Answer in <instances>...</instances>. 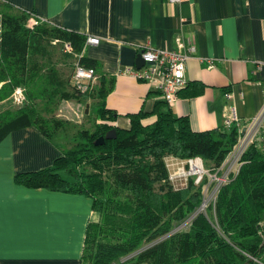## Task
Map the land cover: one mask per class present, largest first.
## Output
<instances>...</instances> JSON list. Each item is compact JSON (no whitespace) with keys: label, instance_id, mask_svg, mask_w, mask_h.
I'll return each mask as SVG.
<instances>
[{"label":"trees","instance_id":"16d2710c","mask_svg":"<svg viewBox=\"0 0 264 264\" xmlns=\"http://www.w3.org/2000/svg\"><path fill=\"white\" fill-rule=\"evenodd\" d=\"M30 18L36 22L32 27ZM85 42L83 35L0 0V104L15 106L17 89L24 98L19 107L0 112V142L28 127L53 141L71 125L54 115L62 101H95L98 118L91 129L76 131L70 148L58 147L61 156L50 167L15 174L13 182L91 200L81 264H264V142L244 152L238 173L208 208L210 217L199 214L186 230L171 233L199 207L203 186L189 180L174 191L165 158L200 157L217 168L236 146L238 130L222 125L194 132L188 119L175 116L165 102L156 103L150 114H130L129 128H118L115 112L105 105L111 79L100 75L94 87L80 92L57 68L53 46L69 43L77 62L97 75L98 63L82 55ZM187 85L181 91L185 97L203 92L200 82ZM148 116L155 121L143 125ZM112 132L115 137L105 139ZM100 138L103 143L95 145ZM146 244L151 245L143 248Z\"/></svg>","mask_w":264,"mask_h":264},{"label":"crops","instance_id":"0c3cea01","mask_svg":"<svg viewBox=\"0 0 264 264\" xmlns=\"http://www.w3.org/2000/svg\"><path fill=\"white\" fill-rule=\"evenodd\" d=\"M7 2L41 22L99 39L97 45L84 44L82 55L98 63V78L112 80L105 105L115 112L120 129L129 128L130 114H150L156 103L164 102L146 84L122 72L136 68L142 49L172 51L178 42L196 48L186 64V79L187 84L200 82L204 89L194 97L181 92L176 104L167 106L175 116L186 117L194 132L221 127L233 112L245 124L263 108L264 0ZM206 60L213 62L212 68ZM91 101L70 100L74 114L59 110L56 117L81 125L79 112L83 106L90 109ZM154 121L155 116H148L142 124ZM58 147L63 148L34 127L14 130L0 142V264H81L91 200L13 182L15 174L50 167L61 156Z\"/></svg>","mask_w":264,"mask_h":264},{"label":"built area","instance_id":"2783aa9c","mask_svg":"<svg viewBox=\"0 0 264 264\" xmlns=\"http://www.w3.org/2000/svg\"><path fill=\"white\" fill-rule=\"evenodd\" d=\"M169 4H180L184 0H166ZM36 24L34 18H30L29 27ZM58 43L55 41L53 44ZM98 38L89 37L85 45H97ZM61 50L66 55L73 56L76 61L73 67L72 83L76 90L85 92L98 83V77L92 69L83 67L77 62L78 56L74 54L69 43H62ZM196 54L194 46H185L183 42H178L176 49L172 51L154 49L146 47L139 53L144 62L143 67L136 69H125L122 74H128L139 82L146 84L150 89L157 92L163 101L172 107L178 101L179 93L186 87V64L190 58ZM210 68L213 62L206 60ZM230 98V95H227ZM23 91L17 89L12 101L15 105L22 104ZM223 126L227 129L236 127L238 130V140L236 146L228 153L224 161L217 168L207 167L200 157L181 160L174 157H167L164 160L168 173V181L174 191L186 188L189 180L195 186H203L202 202L188 218L181 222L171 233L182 231L188 228L190 222L199 214L206 216L210 206L214 208L216 196L219 189L238 173L242 165L241 157L247 148L254 142H264V104L262 110L248 120L245 124L232 113L231 117L224 118ZM244 129V133H242Z\"/></svg>","mask_w":264,"mask_h":264},{"label":"rangeland","instance_id":"374dc122","mask_svg":"<svg viewBox=\"0 0 264 264\" xmlns=\"http://www.w3.org/2000/svg\"><path fill=\"white\" fill-rule=\"evenodd\" d=\"M54 51V58L57 62V68L59 69V72L61 74V76L65 79L70 78L72 79L73 77V69H72V63H73V59H66L63 57V52L61 50V48L56 45L53 46ZM92 105L90 106V109L88 108V106H83L82 107V111L79 112V118L81 119V125L77 124H73L70 125L66 130L61 131L58 135H56L54 137V140H56L58 143H60L64 148H70L72 146V138L73 136L76 134V131L82 128H86V129H91L93 124L97 121V107L96 104L93 103V101L90 102ZM73 103L72 102H68V101H62L58 104L54 115L56 116L57 112L60 110L61 112L65 111L66 113H70L71 112L74 114L73 112ZM20 105H12L9 102H5L4 104L0 105V112L5 110V109H14L16 107H19ZM60 115H62V113H60ZM64 120V119H62ZM69 124H72L69 122ZM208 167H211V164L207 162ZM198 209V208H197ZM213 215V212H212ZM210 217L211 213L207 212L206 217ZM187 228H183V230H186ZM161 240V239H160ZM151 244H146L143 248H146L148 246H150Z\"/></svg>","mask_w":264,"mask_h":264},{"label":"water","instance_id":"95a60500","mask_svg":"<svg viewBox=\"0 0 264 264\" xmlns=\"http://www.w3.org/2000/svg\"><path fill=\"white\" fill-rule=\"evenodd\" d=\"M143 65H144V62H143V60L141 59V57H140V55H139V56L137 57V59H136L135 67H136V69H139V68L143 67ZM242 133H244V129H242ZM114 137H115V136H114V132H112V135L107 134L106 137H105V139H112V138H114ZM103 141H104V140H103L102 138H100L99 140H97V142H96L95 145L102 144Z\"/></svg>","mask_w":264,"mask_h":264}]
</instances>
